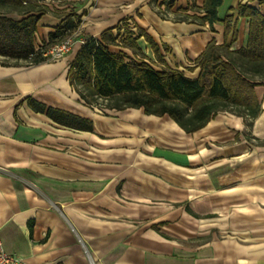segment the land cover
<instances>
[{
	"label": "crops",
	"instance_id": "obj_1",
	"mask_svg": "<svg viewBox=\"0 0 264 264\" xmlns=\"http://www.w3.org/2000/svg\"><path fill=\"white\" fill-rule=\"evenodd\" d=\"M62 1L77 12L94 4L83 27L96 37L136 17L165 63L190 78L198 77L196 61L209 42L227 43L233 51L246 47L250 19L239 15V4L264 14V0H223L213 30L207 22L174 20L181 13L204 15L188 0L171 8L162 3L170 0H159L165 17L152 10L151 0ZM203 2L195 0L199 7ZM64 18L42 15L36 48L49 43ZM81 45L39 64L0 55L5 250L27 264H264V70L252 74L237 56L258 83L256 118L221 111L186 132L169 115L143 108L85 105L68 78ZM31 98L90 119L92 131L55 122L33 110Z\"/></svg>",
	"mask_w": 264,
	"mask_h": 264
},
{
	"label": "trees",
	"instance_id": "obj_2",
	"mask_svg": "<svg viewBox=\"0 0 264 264\" xmlns=\"http://www.w3.org/2000/svg\"><path fill=\"white\" fill-rule=\"evenodd\" d=\"M188 1H193V10L204 15L181 13L174 20L207 22L214 30V24L221 21L218 8L223 0H204L202 7L197 6L195 0ZM175 2L162 3L171 8ZM238 10L240 16L250 19L246 47L233 51L227 43L209 42L196 61L200 67L197 78H190L183 71L168 66L151 35L136 22L134 31L126 18L123 25L119 23L106 29L100 37L87 36L70 64V84L78 92L79 100L87 106L101 110L143 108L147 114L169 115L186 132L199 130L221 111L235 109L254 119L261 111V103L255 92L258 83L252 74L264 70V14L248 4H239ZM10 11H17L24 17L10 18L5 15ZM48 11V6L28 0H0V55L29 60L32 64L49 59L44 55L49 46L55 41L54 44L63 42L67 32L75 31L77 25L67 15L50 33L49 43L36 48L38 23ZM231 20V16L224 20L227 30ZM114 29H117L116 33ZM141 39L151 48L153 61L144 52ZM237 56L250 64L251 75L237 63ZM99 100L107 103L103 105ZM28 102L33 110L46 113L61 125L92 131L90 119L48 107L32 98Z\"/></svg>",
	"mask_w": 264,
	"mask_h": 264
},
{
	"label": "rangeland",
	"instance_id": "obj_3",
	"mask_svg": "<svg viewBox=\"0 0 264 264\" xmlns=\"http://www.w3.org/2000/svg\"><path fill=\"white\" fill-rule=\"evenodd\" d=\"M28 1L29 2H36V3L41 4V5L48 4V5H50V6H48L50 12L56 13L59 16H65V17H67V15H69L71 17L72 21L74 23H76L77 27H76L75 31H73V32H71V31L70 32H67L65 39H67V38H69L71 36H77V37H79V36H81L79 33H84V35H86V36H90L91 35L89 32L86 31L85 26L83 27V24L86 23L87 20H89L88 19L89 16H87L88 15V11L90 10L92 12L94 10L93 9V8H95L94 7V4H89L87 6V8H79L81 10H80V12H77V7H73L71 5H67L62 0H28ZM151 2H152V5H151L152 6V10L154 12H156L157 14H159L160 16H164L165 17L166 15H165V12H164L163 8H160L159 7V4H160L159 0H151ZM83 16L86 17V18H84ZM137 17H138V19L140 18L139 15H137ZM136 19H137L136 17H132V18H129L127 20V22L129 23V26L132 27V29L134 31H136V28L134 27V22L136 21ZM118 23H120V24L123 25V21H119ZM114 32L116 33L117 32V29H114ZM54 43H56V41L53 42L50 45L51 47L49 46V49L52 48L55 45ZM140 44H141L142 48L144 49V52L149 56V57L148 56L147 57L148 58H151V60H152L154 58V56L152 54L153 52L147 48V47H149V45L143 39L140 40ZM73 47L70 50V52L73 50ZM69 53L65 54L62 57H59L58 59H61V58L65 57V56L69 55ZM51 60L53 61L55 59L49 58L46 61H51ZM99 102L102 103L103 105L107 103L104 100H99Z\"/></svg>",
	"mask_w": 264,
	"mask_h": 264
},
{
	"label": "built area",
	"instance_id": "obj_4",
	"mask_svg": "<svg viewBox=\"0 0 264 264\" xmlns=\"http://www.w3.org/2000/svg\"><path fill=\"white\" fill-rule=\"evenodd\" d=\"M87 40V36L81 34V36H71L65 39L63 42L55 44L52 48L47 50L44 55L49 56L51 59H58L69 53L72 47L79 41L84 44ZM0 264H27L24 259L15 253H10L5 250L3 242L0 239Z\"/></svg>",
	"mask_w": 264,
	"mask_h": 264
}]
</instances>
